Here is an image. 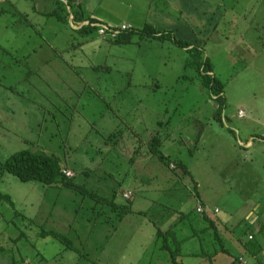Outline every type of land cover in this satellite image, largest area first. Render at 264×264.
<instances>
[{
    "label": "rangeland",
    "instance_id": "obj_1",
    "mask_svg": "<svg viewBox=\"0 0 264 264\" xmlns=\"http://www.w3.org/2000/svg\"><path fill=\"white\" fill-rule=\"evenodd\" d=\"M67 1L0 0V9L15 3L26 17L18 31L8 22L11 15L0 11V165L23 149L53 154L65 171L70 168L75 183L108 196L117 206L61 184L22 181L0 167V193L13 201L0 199V264H173L157 228L154 242L141 230H155L149 219L159 225L168 207L184 215L177 241L167 235L170 248L201 253L223 245L234 259L243 254L239 260L246 264L248 251H241L240 241L245 249H257L259 242L264 250L258 230L249 239L244 217L256 201L263 205L250 220L264 210V0H220L234 10L221 21L224 25L213 27L212 35L208 14L200 10L215 9V0L208 6L187 3L186 19L176 9L171 12L173 35L193 40L201 56L170 39L134 34L130 43H122L97 28L74 29L54 15L49 27L33 12L53 8L66 16ZM105 4L96 6L95 14L118 24L121 16ZM204 58L223 82L221 99L198 72V59ZM155 133L166 159L151 154L137 164L132 161L120 178L112 157L130 161L135 152L146 157L148 139ZM249 137L250 147L244 144ZM176 160L191 175L177 168ZM137 173L147 177L143 185L140 179L136 183ZM195 178L214 225L195 209L200 202L193 193ZM123 189L130 191L122 196ZM132 193L136 199L146 197L141 200L146 206L154 200L150 218L136 213L141 209L130 199ZM126 205L133 212L124 213ZM225 215L228 222L215 228V219ZM200 221L207 227L201 229ZM237 225L235 238L229 230ZM53 230L67 236L71 247L41 235ZM194 231L197 237H186Z\"/></svg>",
    "mask_w": 264,
    "mask_h": 264
},
{
    "label": "crops",
    "instance_id": "obj_2",
    "mask_svg": "<svg viewBox=\"0 0 264 264\" xmlns=\"http://www.w3.org/2000/svg\"><path fill=\"white\" fill-rule=\"evenodd\" d=\"M70 1L72 2L73 8H72V6L71 7L69 6V10H70L69 17L72 16V19L70 20L68 18L67 23H69L70 26L74 29H78L83 22L89 21L87 18L90 16V17L98 19L99 20L98 22L105 23L107 25L117 26V25L126 24V25H129L130 27L140 29L144 26V24H149V25H152V26H154L160 30L173 31V28H171L172 27L171 25L175 26L176 24H171L170 21H168L169 20L168 16H171V12H173L175 9L179 11L177 13L178 15L183 16L185 18L184 9L187 6V3H189V5H193L195 7H196V5H199V6L213 5L211 0H90L89 2H88V0H70ZM104 2H106L105 6H107L109 10H112L113 12H115V14H118L121 16L120 22L118 24L115 22L114 23L109 22L111 20L107 21L108 18H106L107 20H105V17L101 18V15H103V14H97V13L95 14L94 8L96 6H101L102 3H104ZM90 3H92V4H90ZM83 8H85L88 11L87 12L88 14H86L84 12ZM11 9H12V11H11ZM74 9H79L82 12V16L85 19H83L81 22H76L74 20L73 13H72V11ZM104 9H105V7H104ZM248 9L251 11L253 9V7H249ZM52 10H53V8L46 9V10H39V9L34 8L33 12H35L36 15L43 17L44 23H46L47 26L50 27L51 25H53L52 21H51L52 20L51 18L53 17V15L49 14ZM232 10H234L233 6L226 7L224 2L223 1L220 2V0H217V1L215 0V9H208V7H207V8H203L202 10H200V12H202L203 14H208L207 17H209V21H208L209 26H207V28H210V30L208 32L209 35L213 34V31H212L213 27L216 28L217 25H224V23L223 22L221 23V21L226 16H227V20H228L229 19L228 15L232 12ZM0 11L1 12H8L11 15V18L8 21L9 24H11V22H12L13 27H15L16 30H18V31L22 30L20 28L22 26V23H20V22H22L23 19H25L26 17H25V14L23 13V11L21 9H19L15 5V3L13 5H10V6L8 5L6 7H3L2 9H0ZM105 11H106V13H108L106 9H105ZM38 24L39 23H36V25H38ZM233 27H235V26H233ZM38 28H41V27L39 26ZM38 28H37V31H38ZM190 28H191V26H190ZM41 38H42V36H41ZM42 39L45 42H50L49 36L44 37ZM189 41L192 42L193 40L192 41L189 40ZM195 139H196V137H195ZM200 139H201V136H200L199 140ZM247 139L244 142V144H246V146L248 145V147H250L252 145V141L250 140V137L248 140ZM136 153L137 152L132 153V154H134L135 156L137 155V156H141V157L139 158L137 156L136 157L132 156L130 158V161L129 160L126 161L124 158H122L120 161H117L114 159V157H112L111 160L115 166V170H116V168L118 169L116 171V173L119 175L120 178H122L123 173L127 172V169L130 166V164L132 165V163H131L132 161L134 162V164H137L139 162H142L143 160H146L147 158H150V155H151L150 151L146 152V157L142 155L143 154L142 152L141 153L139 152L138 154H136ZM143 157H145V158L143 159ZM126 162H127V164H126ZM66 169L68 171L70 168L66 167ZM71 176L73 177V174ZM135 178H136L135 179L136 183L140 179L141 185H143V183H145L147 180V177L144 176L142 173L141 174L137 173ZM195 184L196 185H195V189H194L193 193L197 196V199L200 201L198 203L196 202L197 204L195 205V209H196V207L197 208L200 207L202 209V211H198V210H196V211L201 215V218L203 220H206L207 219L206 217L209 218L210 216H209V213L207 211L208 207L204 204V202H201L203 196H202V193L200 192V190L197 189V187L199 188L201 186L200 180L198 178H195ZM126 190L130 191V189H123V190L119 191V194H121L122 192H124ZM131 191L134 193V190H131ZM133 193L131 195L132 198L130 197V199L131 200L133 199V203L139 204V206H137L136 208L141 209V210L137 211L136 213L139 214L140 216L144 217V218H147V217L150 218L149 208L154 204V200L151 197L147 196V197L151 198L152 201L150 202L149 206H146L145 203L142 204L141 200H146L147 198L143 197V198H141V200H140V198H137V199L133 198V195H134ZM166 195H168V193H166ZM183 197H184V194L181 196L180 202L184 199ZM203 199H205V198L203 197ZM162 202H163V200H162ZM260 202L261 201H259V202L256 201L252 205V207L247 209L246 214L244 216L245 219H247V221L249 220V222H247L248 223V229H251V230L247 233V235L252 234L251 238L248 237L250 240L256 238L255 230H258L259 234L261 235V239L264 240V237H263L264 222H262V220H261L264 218V210L262 212L258 211L257 215L255 214L256 218L254 219V221L250 220V218L253 215V211L255 209H259L262 207L261 205H263V203H260ZM180 205H181L180 203H177L176 206H178V208H179ZM168 208H170V211H167V212H164L161 214V220L159 222V225H157L154 221L152 222L151 218L149 219L150 222L153 223L152 226L155 228V230L141 229L142 231H146L149 233V237H150V240L152 242H154V236H156L155 235L156 228L161 230L162 235H160V236H162L164 238V242L167 244H168V240H167L168 236L167 235L172 234V236L174 237V241H177L175 239H177L178 236H180V234H181L182 227H180L179 224L181 223V218H184V215L182 214L183 211L180 209L172 208V207H168ZM129 209H132V206H129V208L124 213H126ZM218 210L219 209L217 207H215L214 213L218 212ZM131 212H133V209L129 213H131ZM124 217L125 216L121 215V218L119 220L122 221L124 219ZM228 220H229V217L227 215H225L222 219H219V218L215 219V228H217V224L219 222L224 224V223L228 222ZM200 222H201L200 223L201 229L204 227H207L208 224L206 225L204 222H202V221H200ZM238 226L239 225H237V227H235L234 230H231V231L229 230V228H226V229L229 230V232L234 236L235 233H238V232H236V230L238 229ZM137 230H139V229L134 228V231H137ZM191 233H192L191 235H188L186 237H188L189 239H194L195 237H197L196 235H197L198 231L197 232L194 231ZM186 237H183V239ZM207 239L209 241H212L211 238H207ZM197 241H199V243H201V238H198ZM258 241H260V240H258ZM169 242H170V239H169ZM260 242H262V241H260ZM242 243L243 242L240 241L241 245H239V248L241 249V251L243 248L245 250L244 253H246L248 251V255H249L248 258L245 259L246 264H263L259 258V251L260 250H262L261 252L264 255V253H263L264 250H263V248L260 247L261 246L260 243L258 242L259 246L257 247V249L256 248H250L249 249L247 246H245L246 247V249H245L244 246L242 245ZM176 244H178V243H176ZM171 248H173L174 250H176L179 253L177 255L176 259L178 261L182 262L183 264H242L240 262V260H241V257H244V255L241 254L240 256L237 257V260H235L233 258V252L229 248H226L228 250L229 254L221 252V255L216 254L217 249H215V255L212 257V259H209L205 255H203V251H205V250H202L201 253H187V252L182 253L181 246H179V245H175L174 247H171ZM248 259H249V261H248ZM21 264H24V261H22Z\"/></svg>",
    "mask_w": 264,
    "mask_h": 264
},
{
    "label": "trees",
    "instance_id": "obj_3",
    "mask_svg": "<svg viewBox=\"0 0 264 264\" xmlns=\"http://www.w3.org/2000/svg\"><path fill=\"white\" fill-rule=\"evenodd\" d=\"M67 4L71 7L69 1H67ZM74 20L76 22H81L83 19H85L82 16V12L79 9H75L72 11ZM50 15L56 16V18L60 21H68L70 11H66V16L63 14H60L57 9L52 10ZM89 22L94 23L98 22L99 20L93 17L87 18ZM96 27L94 25L90 24H82L78 29L79 31L84 32H90L91 30L95 29ZM140 35L145 36L147 38H156L160 40L164 39H170L173 43H175L177 46L186 48L188 51L194 52L196 56H201L202 49L198 47V45L185 40V39H179L176 38L172 31L169 30H160L152 25L144 24V26L140 29L137 28H129L126 30H122L119 32V34L115 37V40L122 42V43H128L132 40L133 35ZM196 67L198 69L199 74L202 76L203 84L208 88L209 90L213 91L215 90V96L218 99H221L223 97V82H221L216 76H214L212 72V65L209 62L208 58H204L202 61L198 59V62L196 64ZM219 107H222V101H219ZM160 144H161V137L158 133L153 134L148 139V145L150 149L151 154L158 155L162 160H165L166 157L160 150ZM170 160L167 159V163H169ZM177 168L180 167L185 174L191 175L187 165L182 160H176ZM1 170H5L14 176H16L18 179L22 181H28V180H37L42 182L45 185H63L66 187H71L83 196H90L96 199L97 201H101L102 203H110L113 208H115L117 205L113 202V199H109L107 196H101L95 191H91L86 189L82 185H78L72 180V176L67 175L64 172V167L60 161V159L53 155V154H47L43 152H34L30 149H23L20 151H17L13 154H11L1 165ZM0 199L12 204L13 201L8 194H2L0 193ZM128 199V198H127ZM124 212L129 208V206H122ZM208 221H210V225H214L212 220H209L208 217H206ZM212 222V223H211ZM157 234H161V230L157 229ZM42 236L52 235L54 238L62 242L68 247H71V240L64 236L59 231H42ZM217 239L218 236L213 237ZM163 248L168 251L170 261L173 264H183L182 262L178 261L177 255L179 254L176 250L173 248H170L168 244H164ZM223 253L229 254L228 250L223 247V245L220 246L219 250ZM203 255L208 257L209 259H212V257L215 255V250L213 252L209 251H203ZM237 260V257L235 258Z\"/></svg>",
    "mask_w": 264,
    "mask_h": 264
},
{
    "label": "built area",
    "instance_id": "obj_4",
    "mask_svg": "<svg viewBox=\"0 0 264 264\" xmlns=\"http://www.w3.org/2000/svg\"><path fill=\"white\" fill-rule=\"evenodd\" d=\"M70 20L72 19V16L69 17ZM87 23V21L85 22ZM95 25L97 26V31L99 34L101 35H110V36H114L116 37L117 34L121 31V30H125V29H128L130 28L129 25H126V24H122L120 26H109V25H106V24H103V23H95ZM64 172L68 175L69 173L67 172V170ZM124 197H127V194L124 196ZM198 207V210L201 211L202 209Z\"/></svg>",
    "mask_w": 264,
    "mask_h": 264
},
{
    "label": "clouds",
    "instance_id": "obj_5",
    "mask_svg": "<svg viewBox=\"0 0 264 264\" xmlns=\"http://www.w3.org/2000/svg\"><path fill=\"white\" fill-rule=\"evenodd\" d=\"M69 19H70V18H69ZM85 22H86V21H85ZM85 22H83L82 24H90V25H94L96 28H97V26L95 25V23H101V22H94V23H91V22H89V21H87V23H85ZM82 24H81V25H82ZM103 24H105V23H103ZM81 25H80V26H81ZM106 25H107V24H106ZM109 26H111V25H109ZM118 26H120V25H118ZM130 28H132V27H130ZM128 29H129V28H128ZM125 30H126V29H125ZM121 31H122V30H121ZM121 31H120V32H121ZM118 34H119V33H118ZM118 34H117V35H118Z\"/></svg>",
    "mask_w": 264,
    "mask_h": 264
}]
</instances>
